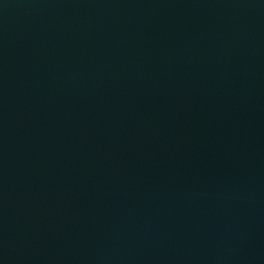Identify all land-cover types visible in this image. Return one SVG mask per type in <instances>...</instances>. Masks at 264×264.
I'll use <instances>...</instances> for the list:
<instances>
[{"label":"water","instance_id":"obj_1","mask_svg":"<svg viewBox=\"0 0 264 264\" xmlns=\"http://www.w3.org/2000/svg\"><path fill=\"white\" fill-rule=\"evenodd\" d=\"M0 264H264V0H0Z\"/></svg>","mask_w":264,"mask_h":264}]
</instances>
